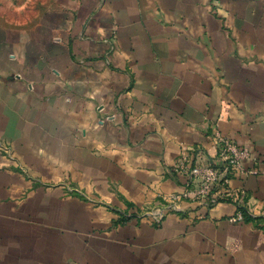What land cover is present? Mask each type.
I'll return each instance as SVG.
<instances>
[{
	"label": "crops",
	"instance_id": "1",
	"mask_svg": "<svg viewBox=\"0 0 264 264\" xmlns=\"http://www.w3.org/2000/svg\"><path fill=\"white\" fill-rule=\"evenodd\" d=\"M215 130L246 222L184 197ZM0 264H264V0H0Z\"/></svg>",
	"mask_w": 264,
	"mask_h": 264
},
{
	"label": "built area",
	"instance_id": "2",
	"mask_svg": "<svg viewBox=\"0 0 264 264\" xmlns=\"http://www.w3.org/2000/svg\"><path fill=\"white\" fill-rule=\"evenodd\" d=\"M211 140L215 148L213 157L204 152L195 153V157H192L184 150L176 164L175 169L184 172L188 178L184 197L204 200L209 206L232 200L237 208L235 215L229 219L232 223L253 219L256 214L248 206L246 193L243 190L232 189L230 181L236 177L261 174L256 167L248 169L244 166L245 160L257 161V159H251L248 148L238 146L218 130L211 134ZM178 199V196H174L171 201L175 202ZM240 207H246L247 214H244ZM163 216L164 212L160 213L155 217L156 221H160Z\"/></svg>",
	"mask_w": 264,
	"mask_h": 264
},
{
	"label": "trees",
	"instance_id": "3",
	"mask_svg": "<svg viewBox=\"0 0 264 264\" xmlns=\"http://www.w3.org/2000/svg\"><path fill=\"white\" fill-rule=\"evenodd\" d=\"M227 202H231L232 203V200H228ZM210 207H212V205ZM240 209L244 212V214H247L246 207H240Z\"/></svg>",
	"mask_w": 264,
	"mask_h": 264
}]
</instances>
